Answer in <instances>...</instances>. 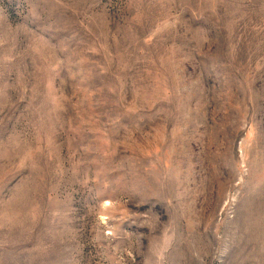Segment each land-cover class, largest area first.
I'll list each match as a JSON object with an SVG mask.
<instances>
[{
	"label": "rangeland",
	"instance_id": "374dc122",
	"mask_svg": "<svg viewBox=\"0 0 264 264\" xmlns=\"http://www.w3.org/2000/svg\"><path fill=\"white\" fill-rule=\"evenodd\" d=\"M0 264H264V0H0Z\"/></svg>",
	"mask_w": 264,
	"mask_h": 264
}]
</instances>
